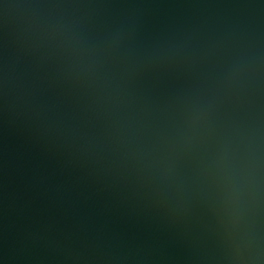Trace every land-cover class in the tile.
Segmentation results:
<instances>
[{"label": "water", "instance_id": "1", "mask_svg": "<svg viewBox=\"0 0 264 264\" xmlns=\"http://www.w3.org/2000/svg\"><path fill=\"white\" fill-rule=\"evenodd\" d=\"M0 264H264V0H0Z\"/></svg>", "mask_w": 264, "mask_h": 264}]
</instances>
